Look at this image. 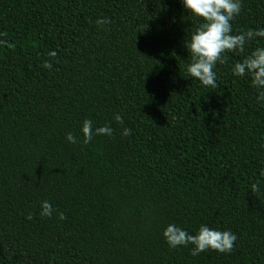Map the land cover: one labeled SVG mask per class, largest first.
Masks as SVG:
<instances>
[{"label":"trees","instance_id":"trees-1","mask_svg":"<svg viewBox=\"0 0 264 264\" xmlns=\"http://www.w3.org/2000/svg\"><path fill=\"white\" fill-rule=\"evenodd\" d=\"M241 2L233 34L264 28V0ZM199 23L182 0H0V264H264V101L232 73L264 38L205 88L186 74ZM86 119L113 134L68 142ZM169 224L234 249H172Z\"/></svg>","mask_w":264,"mask_h":264},{"label":"clouds","instance_id":"clouds-1","mask_svg":"<svg viewBox=\"0 0 264 264\" xmlns=\"http://www.w3.org/2000/svg\"><path fill=\"white\" fill-rule=\"evenodd\" d=\"M183 7L200 23L196 27L185 47L191 61L186 67V74L199 81L205 88H217V74L215 66L228 62V53L242 54L246 45L257 37L264 38V28L257 30H239L238 34H233L232 21L239 16L242 10L241 0H182ZM109 18H102L96 21L98 26L110 24ZM49 59L42 67L52 70V60L56 53L50 52ZM234 76H248L251 86L259 90L258 101H264V47H257L250 54L244 56L242 61H238L232 67ZM114 120L117 124H123V116L116 114ZM114 129L109 125L93 127V121L86 119L83 121L81 133L82 141L73 133H68L66 139L70 143L82 142L84 145L90 143L94 136H111ZM123 136L131 135V130L124 128ZM253 193L259 192L257 184L251 186ZM57 213L59 220L67 217L58 209H54L52 204L45 200L41 203L40 215L51 218L53 213ZM32 219L29 214L26 217ZM163 237L172 249L177 247H187L192 245L191 255L197 256L202 252L215 251L222 254H230L235 246L236 235L230 230L220 231L211 229L206 225H201L196 234L169 224Z\"/></svg>","mask_w":264,"mask_h":264}]
</instances>
